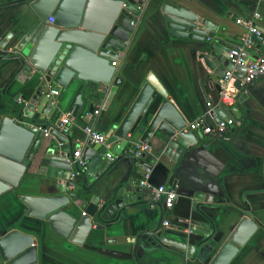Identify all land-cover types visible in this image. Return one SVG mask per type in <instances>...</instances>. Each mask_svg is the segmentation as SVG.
Masks as SVG:
<instances>
[{"label": "crops", "instance_id": "crops-1", "mask_svg": "<svg viewBox=\"0 0 264 264\" xmlns=\"http://www.w3.org/2000/svg\"><path fill=\"white\" fill-rule=\"evenodd\" d=\"M131 1L139 7L140 14L125 50L111 61V65L116 63L114 79L120 83L106 107L104 98H89L88 103L95 104L98 113L87 120L84 114L71 119L68 133L75 152L81 155L84 147L94 145L88 141L85 127L108 137L130 109L146 79L151 76L158 82L167 98L155 97L138 125L143 132L134 138L128 134V146L119 155L113 152L121 141L111 143L108 153L119 160L92 186L89 195L104 199L123 181L135 184L148 175L147 185L140 186L141 200L146 204L138 205L132 209L134 213L122 215L111 224L91 220L90 231L77 243L72 231L62 237L51 231L46 221L26 216L27 208L20 196L47 197L56 192L33 184L50 182L47 177L24 173L15 188L0 194V235L17 229L32 236L36 264H209L241 219L247 217L256 222L257 230L229 264H264V79L239 94L237 105L242 118L235 126L220 136L193 132L197 144L178 156L173 152L172 156L164 154L168 152L166 144L154 136L158 123L152 118L162 105L166 113L172 112L169 129L173 125L185 128L200 117L214 124L216 118L211 112L220 105L221 78L198 59L199 53L208 49L192 39L171 35L164 20L165 9H186L211 23L217 42L233 46L244 32L236 19L250 17L254 12L260 15L258 24L264 39V1ZM29 4V0H0V58L12 55L18 36L36 20ZM250 54L251 58L264 54V43ZM18 66L13 60L0 61V118H13L16 104L26 103L30 88L40 79L34 71L26 80L14 78ZM208 103L212 106L208 107ZM144 145L149 146L148 151L135 153L137 147ZM0 146L11 148L8 134L3 135ZM80 180L78 177L76 181ZM158 186L174 189L178 195L172 210L165 214L150 191ZM127 189L133 191L135 187ZM66 211L77 220L84 216L73 203ZM162 215L169 223L167 227L160 222ZM159 224L167 237L180 238L187 245L201 240L209 249L201 247L190 258L185 251L163 247L150 234ZM57 231L60 233L61 228ZM146 231L149 233L141 235Z\"/></svg>", "mask_w": 264, "mask_h": 264}, {"label": "water", "instance_id": "water-1", "mask_svg": "<svg viewBox=\"0 0 264 264\" xmlns=\"http://www.w3.org/2000/svg\"><path fill=\"white\" fill-rule=\"evenodd\" d=\"M29 1L36 20L18 36L12 55L0 58V61L18 62L14 73L16 79L26 80L33 73H37L40 79L30 88L26 103L16 104L13 118H0V142L4 134H8L12 141L10 149L0 146V194L15 188L24 173L47 177L50 182L36 181L33 184L56 193L47 197L20 196V202L27 208L26 216L46 221L50 230L62 237L72 231V236L79 243L90 231L91 220L102 225L111 224L122 215L134 213L132 209L138 205L146 204L141 200L140 181L132 184L125 180L104 199L89 196L92 186L119 160L118 157L108 159V150L100 144L83 148L81 159L87 163V169L79 176L80 181H71L75 149L68 133L71 119L84 114L87 120L95 113L96 105L88 103L89 98H104L105 107L112 99L120 81L114 79L115 67L111 61L125 50L140 9L131 0ZM49 18L52 23L48 22ZM164 20L174 37L192 39L208 49L199 53L198 59L215 76L222 79L226 72L235 69L234 86L241 95L244 68H234L230 63L227 54L231 46L217 42L211 23L181 7L165 9ZM254 41L257 46L264 43L262 37H254ZM157 95L167 98L160 84L150 76L122 121L106 137L110 143L121 141L113 154L119 155L128 146V134L134 138L143 132L138 125ZM171 113H166L162 105L156 109L152 118L158 127L153 134L166 144L168 152L164 154L173 152L178 156L197 144V140L192 131L184 132V127L173 125L172 129L168 128ZM62 114H65L63 119ZM211 116L216 118L215 123L225 118L235 121L242 118L238 105L231 108L218 105ZM45 129L49 140L44 137ZM54 181H59V184ZM172 184L174 188L176 183ZM132 186L135 187L133 191L127 189ZM72 203L84 212L79 220L66 211ZM157 206L162 212V204L157 203ZM58 228H61L60 233ZM256 230V222L243 217L209 264H229ZM163 231L159 224L150 234L161 246L185 251L190 258L201 247L209 249L201 244V240L187 245L180 238L167 237ZM146 233L149 231L141 235ZM0 264H36L33 237L17 229L0 235Z\"/></svg>", "mask_w": 264, "mask_h": 264}, {"label": "built area", "instance_id": "built-area-1", "mask_svg": "<svg viewBox=\"0 0 264 264\" xmlns=\"http://www.w3.org/2000/svg\"><path fill=\"white\" fill-rule=\"evenodd\" d=\"M264 1V0H263ZM260 15L257 12L251 14L250 17L244 19H236V24L244 28L243 34L240 36L237 44L230 47V50L227 54L228 60L235 68L236 66L244 68V73L240 82V88L242 92L246 90L254 82L264 79V54L258 55L254 58H251V51H254L257 47L254 37H261V32L259 29ZM52 19L49 18L48 22L52 23ZM133 25V23H131ZM115 62L112 63V66H115ZM234 71L226 72L225 76L219 80V94H218V104L224 105L227 108L236 106L238 103L239 92L240 90L234 86L236 77L234 76ZM51 94L53 92L51 91ZM49 96V95H47ZM208 107H211L212 104L208 103ZM98 111H95L97 114ZM237 124V121L231 118H225L220 120L217 123L210 124L206 121L204 117L188 123L185 127L184 132L192 131L198 132L201 136H214L219 134H224L230 127H233ZM84 132L88 138V141L93 144H100L105 147L107 150L111 147V143L106 140V137L94 130L91 127H85ZM44 137L48 138V130L43 131ZM135 153L140 154L149 150L148 145L142 147H137ZM108 159L115 160L110 153L106 154ZM117 159V158H116ZM73 170L70 173V180L76 181L77 178L86 171L87 163L81 159L80 152H74L73 160L71 162ZM148 175H145L142 180H140V186L147 185ZM153 201L161 203L163 206L162 213L165 214L172 210L174 203L178 197L174 189L165 188L164 186H158L150 189ZM84 215V213H83ZM168 221L163 220L162 226L167 227Z\"/></svg>", "mask_w": 264, "mask_h": 264}]
</instances>
